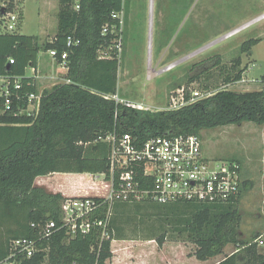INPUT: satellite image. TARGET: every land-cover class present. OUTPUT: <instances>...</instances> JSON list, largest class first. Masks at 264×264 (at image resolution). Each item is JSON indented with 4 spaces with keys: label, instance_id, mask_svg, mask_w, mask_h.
<instances>
[{
    "label": "trees",
    "instance_id": "obj_1",
    "mask_svg": "<svg viewBox=\"0 0 264 264\" xmlns=\"http://www.w3.org/2000/svg\"><path fill=\"white\" fill-rule=\"evenodd\" d=\"M126 9V0H84L80 12H73L62 1L58 32L44 45H40L37 36L0 33V76L21 77V92L38 93L34 77H28L27 70L36 69L41 50L55 51L58 63L62 54L68 53L65 79L70 81L43 91L36 115L21 113L27 103L21 104L20 109L14 105L11 111L0 115V263L8 258L13 240L38 237L31 223L51 219L58 222L61 218L66 199L35 186L36 178L54 173L109 174L111 149L101 138L114 133L129 134L140 145L158 136H200L203 130L244 122L264 125V90L218 91L213 97L178 111L134 110L105 99L118 94L120 59L115 32L110 30L103 35V28L119 26L113 14L124 10L126 17ZM69 38L76 43L70 48ZM259 41H246L241 50L250 53ZM10 60L14 63L10 64ZM241 65L238 59L227 68L220 56L213 57L194 64L188 82L208 78L220 69L224 83L235 84L248 69ZM136 179L142 188L152 185L143 177L142 169L137 170ZM248 183L252 184H241L234 200L220 205L115 203L110 239L103 241L101 249L99 228L74 238L60 231L49 241L39 243L40 251L31 259L17 264H107L113 257L112 241L129 238L119 223L120 208L134 205H146L151 215L160 220L162 234L143 238L155 241L160 248L167 242L191 243L196 246L194 256L205 262L224 255L225 248L234 245L238 251L218 264H264V253L258 251L257 244L241 242L239 235L242 218L238 205ZM105 213L103 207L92 219H102Z\"/></svg>",
    "mask_w": 264,
    "mask_h": 264
},
{
    "label": "rangeland",
    "instance_id": "obj_2",
    "mask_svg": "<svg viewBox=\"0 0 264 264\" xmlns=\"http://www.w3.org/2000/svg\"><path fill=\"white\" fill-rule=\"evenodd\" d=\"M152 1L155 2L154 13L150 12ZM126 2L125 40L118 73L119 97L123 101L141 105L150 112H160L169 109L172 97L184 95L192 98L195 92L204 96L223 90L237 93L264 90V21L251 25L238 35L242 30H233L235 25L260 16L264 12V0ZM1 4L0 0V7ZM60 10L58 0H24L20 3L23 19L19 33L37 36L40 44L51 40L58 32ZM251 39L260 41L250 53H243L242 44ZM217 56L227 68L240 59L241 68L248 67L243 76L245 82L224 83L220 69L214 70L208 78L192 84L188 82L194 64ZM38 60L41 66H45L51 57L41 50ZM56 68L59 76L65 73L61 66L56 64ZM31 74L32 69H28L27 76ZM178 90L184 91L179 94ZM200 136L205 157L217 161H242L243 178L250 176V181L246 182L252 183L250 190L253 191L246 202H242L247 194L243 192L238 205L242 218L239 235L241 242L256 244V239L264 236V125L244 122L203 130ZM84 179L83 183L92 196L105 193L99 188L103 181L100 175ZM120 212L118 219L121 218L119 223L125 237L143 239L162 234L160 220L151 215L146 205L120 208ZM172 243L169 242L163 252L157 250L156 245L147 243L131 244V247L136 249L133 253L136 252L135 256L140 257L143 264H204L198 260L195 263L188 257L195 252V245ZM118 246L114 245V248L118 249ZM258 251L264 253L259 247Z\"/></svg>",
    "mask_w": 264,
    "mask_h": 264
},
{
    "label": "built area",
    "instance_id": "obj_3",
    "mask_svg": "<svg viewBox=\"0 0 264 264\" xmlns=\"http://www.w3.org/2000/svg\"><path fill=\"white\" fill-rule=\"evenodd\" d=\"M23 1L1 0L0 33H19L22 23L20 3ZM59 1L69 5L73 12H80L84 0ZM113 18L119 22V26H105L103 35L108 34L110 30L115 32V48L120 59L124 46L125 11L113 14ZM263 19L264 15L255 21ZM75 44L72 38L68 39L69 48ZM49 54L58 62L55 51H49ZM67 58L68 53L64 52L58 64L68 71ZM13 63L14 61L10 60V64ZM29 69H32L35 75L36 69ZM242 82H245L244 78ZM65 83L69 84L70 81L65 79ZM22 88L21 77L0 76V105L3 106L0 115L11 111L14 105L20 109L23 103H27V108L22 109L21 113L38 114L42 92L25 93L21 92ZM183 91L177 92L181 94ZM214 95L216 93L201 96L199 92H195L189 99L184 95L180 98L172 97L170 107L165 111H178ZM105 99L130 109L144 110L141 105L123 101L118 94L106 96ZM101 141L108 143L111 149L109 174H97L103 178L99 188L105 193L67 198L58 222L51 219L44 223H31V228L37 232L38 237L13 240L10 243L8 258L0 264H17L22 260L31 259L40 251L39 243L49 241L60 231H66L69 238H74L78 234L86 236L93 228H99L101 249L103 241L110 239V224L115 203L152 201L158 204L194 202L220 205L234 200L239 195L243 183L240 164L236 160L217 161L205 157L202 138L199 135L158 136L139 145L129 134L120 136L114 133L101 138ZM138 169H142L146 181L152 182L150 188H142V183L136 179ZM103 207H106L104 218L92 219ZM255 243L264 251V236L258 237Z\"/></svg>",
    "mask_w": 264,
    "mask_h": 264
},
{
    "label": "crops",
    "instance_id": "obj_4",
    "mask_svg": "<svg viewBox=\"0 0 264 264\" xmlns=\"http://www.w3.org/2000/svg\"><path fill=\"white\" fill-rule=\"evenodd\" d=\"M59 3H61V2L59 1ZM59 14H60V12H59ZM262 15H264V12L260 16H256L255 18H253L252 20H250L248 22H243L242 24H240L238 26L237 25H235L234 27L232 26L234 28L233 29L234 31L239 30V29L242 30L239 33H237L236 35L241 34L242 32H244L245 29H247L248 27H250L253 24L263 22L264 19L261 21H258V22L255 21L257 18L261 17ZM58 22H59V19H58ZM236 35H234V37ZM55 36L56 35H54V37ZM53 38H51V40ZM51 40H48V41H51ZM48 41H45V42L43 41V43H41L40 45H44ZM56 64H57V66L59 65L58 62L55 59H53L52 57H51V60H49L45 66H41L39 63V60L37 61L35 75H33V73H32L28 77H34V83L36 84V88H37L38 92H43L45 90L52 89L56 85L65 83V76L67 74V72H66L67 70H65V73H61L62 76H59L60 72H58V70L56 68ZM56 72H58V73H56ZM118 95H119V91H118ZM200 135H201V133H200ZM202 151H203V154L205 155L204 149H203V143H202ZM239 164L241 166V179H242V181L243 182L250 181V180H248L250 178V176L243 178L244 175H243L242 161H240ZM90 175L91 174H87V173H83V174L54 173V174H51L49 176L36 178L35 186L41 187L51 194H60L65 199L80 197V196H92V194L90 193V190L83 183L85 181L84 178L86 176H90ZM251 185L252 184L248 183V186L246 188L247 194H246L245 198L242 200V202H246V199H248V197L251 193V190L253 191V189L250 190ZM142 243H147V244H150L152 246L156 245L157 250H160L163 252V251H165V248L169 242L165 243L164 246L162 248H160L155 241L146 240V239H142V238H128V239L125 238V240H114V241H112V244H111V250H112L113 257L107 262V264H143V263H141V258L140 257L137 258L135 256L136 252L133 253V251L134 250L136 251V249H133V247H131V244L139 245ZM172 244L176 245V244H182V243H172ZM114 245H119L118 249H115ZM182 245L187 246L186 244H182ZM237 251L238 250L236 249V247L234 245H228L224 250V255H220L218 257L212 258V259L205 261V262L199 261L194 256L195 252L193 254H190L191 256H188V257L193 259L195 261V263H198L196 261V260H198L199 262L204 263V264H209V263L210 264H218L224 260L225 256H230V255L236 253Z\"/></svg>",
    "mask_w": 264,
    "mask_h": 264
},
{
    "label": "bare ground",
    "instance_id": "obj_5",
    "mask_svg": "<svg viewBox=\"0 0 264 264\" xmlns=\"http://www.w3.org/2000/svg\"><path fill=\"white\" fill-rule=\"evenodd\" d=\"M153 2H154V1L151 2V10H150L151 13H154V11H153V10H154V9H153V5H155V4H153ZM154 3H155V2H154ZM152 18H153V14H152ZM152 18H151V19H152ZM151 25H152V24H151ZM152 28H153V25H152ZM150 31H151V30H150ZM148 39H149V38H148ZM152 40H153V39H152ZM152 43H153V42H152ZM152 43H151V44H152ZM152 45H153V44H152ZM152 48H153V46H152ZM150 49H151V48H150ZM150 55H151V54H150Z\"/></svg>",
    "mask_w": 264,
    "mask_h": 264
}]
</instances>
